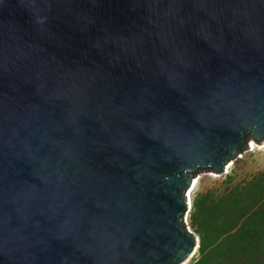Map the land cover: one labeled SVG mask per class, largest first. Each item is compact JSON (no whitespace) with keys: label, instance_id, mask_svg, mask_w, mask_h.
<instances>
[{"label":"water","instance_id":"95a60500","mask_svg":"<svg viewBox=\"0 0 264 264\" xmlns=\"http://www.w3.org/2000/svg\"><path fill=\"white\" fill-rule=\"evenodd\" d=\"M250 141L264 0H0V264L190 261L192 182Z\"/></svg>","mask_w":264,"mask_h":264},{"label":"rangeland","instance_id":"374dc122","mask_svg":"<svg viewBox=\"0 0 264 264\" xmlns=\"http://www.w3.org/2000/svg\"><path fill=\"white\" fill-rule=\"evenodd\" d=\"M231 163L228 173L224 172L221 175L207 171L198 173V184L191 196V206L198 195L208 193L209 200L215 204L220 203L226 210L229 209L224 218L229 226H233V232H239L242 246L238 254L250 253L253 259H257L264 250V152L245 150ZM239 192L246 194L241 204H238V199L235 198ZM192 213L191 209L187 225L191 232L198 236L196 226L192 225ZM259 227L260 232H258ZM238 254L236 256L239 258ZM225 255L221 254L216 264H228ZM198 257L199 253L188 264H192Z\"/></svg>","mask_w":264,"mask_h":264},{"label":"trees","instance_id":"16d2710c","mask_svg":"<svg viewBox=\"0 0 264 264\" xmlns=\"http://www.w3.org/2000/svg\"><path fill=\"white\" fill-rule=\"evenodd\" d=\"M245 196V192H239L236 195L238 204L244 201ZM191 209L193 210L192 225L196 226V233L200 239L199 257L192 264H216L221 254H226L228 264H264V250L262 252L260 250L261 253L257 259H253L250 253L238 254L242 246L239 241V232H233V226H229L224 218L229 209L226 210L220 203L215 204L209 200L208 193L198 195ZM260 231L259 227L258 232ZM229 257L231 259H228Z\"/></svg>","mask_w":264,"mask_h":264},{"label":"bare ground","instance_id":"6f19581e","mask_svg":"<svg viewBox=\"0 0 264 264\" xmlns=\"http://www.w3.org/2000/svg\"><path fill=\"white\" fill-rule=\"evenodd\" d=\"M247 150H249L250 152H253L255 150L257 151H263L264 152V142L260 143V144H256L255 142L253 141H250L248 143V146H247ZM232 166V163H228L225 167V170L224 172L225 173H228L229 172V169L231 168ZM197 184H198V179L197 177L193 180L192 182V185H191V188L190 190L188 191L187 193V197H188V212L191 210V196H192V193L195 191L196 187H197ZM187 218H188V214L186 215V223H187ZM197 246L198 244L196 245V248L195 250L197 249ZM189 263V260L184 262L183 264H188Z\"/></svg>","mask_w":264,"mask_h":264},{"label":"built area","instance_id":"2783aa9c","mask_svg":"<svg viewBox=\"0 0 264 264\" xmlns=\"http://www.w3.org/2000/svg\"><path fill=\"white\" fill-rule=\"evenodd\" d=\"M188 226V225H187Z\"/></svg>","mask_w":264,"mask_h":264}]
</instances>
